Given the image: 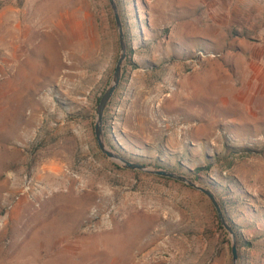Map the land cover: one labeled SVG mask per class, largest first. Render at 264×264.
Returning a JSON list of instances; mask_svg holds the SVG:
<instances>
[{"label": "rangeland", "instance_id": "rangeland-1", "mask_svg": "<svg viewBox=\"0 0 264 264\" xmlns=\"http://www.w3.org/2000/svg\"><path fill=\"white\" fill-rule=\"evenodd\" d=\"M103 116L124 158L208 189L264 264V0H115ZM108 0H0V264H232L208 197L94 135Z\"/></svg>", "mask_w": 264, "mask_h": 264}, {"label": "water", "instance_id": "water-1", "mask_svg": "<svg viewBox=\"0 0 264 264\" xmlns=\"http://www.w3.org/2000/svg\"><path fill=\"white\" fill-rule=\"evenodd\" d=\"M108 3L110 5V9L114 17L115 27L117 31L119 55L115 63L111 82L109 83V85L107 86L103 94L101 95L96 105V109H95L94 135H95L97 146L102 154H104L109 160L115 162L122 168L129 169V170H137V171L144 172L147 174L170 178L178 182H182L194 189H197L200 192H202L204 195H206L215 209V212L217 214V217H218V220L221 226L225 229V231H227V233L231 237L230 252H231L232 264H238V248H237L238 245H237L236 234L233 228L231 227V225L229 224L228 220L225 218L224 214L222 213V210L218 202L216 201V198L208 189L194 183L187 177L179 175L175 172H170L165 169H156L146 164L128 160L124 158L123 156H121L119 153H117L115 150L110 148L104 140V136H103L104 111L120 82L123 63L127 55V44L125 40L123 24H122L120 14L118 11V6L115 0H108Z\"/></svg>", "mask_w": 264, "mask_h": 264}]
</instances>
